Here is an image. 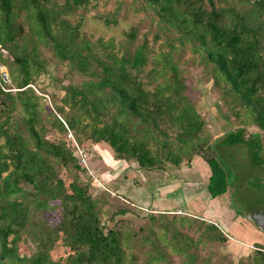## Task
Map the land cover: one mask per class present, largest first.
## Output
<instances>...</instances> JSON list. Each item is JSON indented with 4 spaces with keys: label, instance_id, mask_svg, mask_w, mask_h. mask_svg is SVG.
I'll return each mask as SVG.
<instances>
[{
    "label": "trees",
    "instance_id": "obj_1",
    "mask_svg": "<svg viewBox=\"0 0 264 264\" xmlns=\"http://www.w3.org/2000/svg\"><path fill=\"white\" fill-rule=\"evenodd\" d=\"M98 1L0 0V68L9 79L0 73V264H153L172 254L196 264L201 246L229 244L218 223L176 212H150L136 231L108 226L103 216L119 222L129 207L108 212L110 194L92 196L69 131L81 148L104 142L139 169L199 156L211 198L231 186L220 157L225 146L245 144L253 167L262 166L264 0H131L155 30L138 33L133 25L118 40L83 28ZM122 5L97 18L117 24ZM191 64L231 120L214 144L187 93ZM61 72L78 80L63 84ZM47 74L62 95L45 109L43 89L34 87ZM249 125L258 131L246 133ZM261 191L264 201L263 184ZM54 209L59 218L50 223ZM16 236L34 251L11 243ZM58 241L72 253L66 262L50 254ZM253 247L237 261L229 252L224 263L264 264L263 244Z\"/></svg>",
    "mask_w": 264,
    "mask_h": 264
},
{
    "label": "rangeland",
    "instance_id": "obj_2",
    "mask_svg": "<svg viewBox=\"0 0 264 264\" xmlns=\"http://www.w3.org/2000/svg\"><path fill=\"white\" fill-rule=\"evenodd\" d=\"M131 0H100L98 2H92L86 10L85 19L83 21V28L90 34L97 36H103L105 38H115L121 39L124 36V33L128 31L130 27L136 25L138 27V33H143L145 31H153L155 30L154 26L151 24L150 17L145 15L141 10H137L136 5L130 4ZM119 2H123L117 14L118 22L115 25H105L98 17V15H104L106 13H112L115 10V7ZM140 39V38H138ZM53 64L48 66V71L50 75H55ZM189 76H188V88L187 93L190 96L193 104L202 116L205 122V128L207 133L210 135V143L214 144V142L219 140L222 133L227 127L232 128L230 117L224 113L221 109V104L219 102L218 93L211 89V83L207 82L204 76L202 75L201 68L198 66H193L192 64L188 68ZM0 73L6 74V70L4 67L0 68ZM61 78L62 83L66 84L72 80H78V76L75 75H68V74H61L57 75ZM5 81L8 83L9 79L5 77ZM52 80H50L48 74L40 77L39 85L34 87L35 91H41L42 95L44 96V104L45 109L48 107H52L53 97L57 99L56 103H60L61 98V90L51 84ZM47 107V108H46ZM257 128L253 125H249L247 128L246 133L251 134L253 132H257ZM48 137H51V135ZM87 148L93 152V158H95L94 151L92 150L91 145L87 146ZM223 155H221L222 164L228 169V179L231 186L228 188V192L225 194L215 197L219 202V206L230 208L231 213H236L242 215H246L249 213H254L259 211L260 209L264 208V201L262 200V191L261 187L262 184L264 185V158L259 167H253V164L250 161V154L248 147L245 144L236 143L232 146H225L222 149ZM262 155L264 157V151H262ZM193 158V157H192ZM192 160V159H191ZM180 166L183 167H190V163H182ZM178 166V167H180ZM177 167V166H176ZM190 170V169H189ZM188 174V173H186ZM83 179L91 181V194L93 197L101 196L103 193H109L111 198L108 200L107 205L104 209L108 212L114 211L118 206H127L129 207V211L124 215H118L115 217V221L120 219L119 222H113L110 220H106L105 216L102 217V220L107 223L108 226H114L118 223H124L131 226V228L136 231L138 230L140 225L145 224L146 215L150 212H154L151 206H146L143 208L135 207L130 202H126L124 199L119 197L115 192H111L105 184L102 183L101 179L98 178L100 184H97L93 177H91L87 173H83ZM95 176H97L94 173ZM188 176V175H187ZM98 177V176H97ZM197 177L201 181H205L206 179H202V176L197 175ZM201 183V182H200ZM260 183V184H259ZM205 185V184H204ZM181 187H177L175 185L176 191L172 193V197L178 199L179 201L178 208L186 209L183 206V194L181 195L180 189ZM144 194L149 197V199L153 195L152 188H148L145 190ZM126 197L130 198L135 202L144 203L143 197H131L130 195H126ZM224 201V202H223ZM195 202V201H194ZM130 205H129V204ZM132 205V206H131ZM227 208V209H228ZM234 210V211H232ZM211 208L209 209V212ZM177 213L178 216H185L189 215L191 218H196L195 214H190L187 211L177 210L172 213ZM180 212V213H179ZM185 214V215H184ZM202 214V213H201ZM171 215V214H170ZM59 218V211L54 209L50 212V214L46 215V219L50 223H54ZM236 218V217H235ZM216 219V218H215ZM217 220V219H216ZM234 220V218H233ZM209 221V220H208ZM219 221L220 230L228 237L229 244L226 246L224 244H215L212 245L206 244V246H201L200 248V259L197 260L196 264H225L224 257L229 256V252L233 254L235 261L240 255H248L253 253L254 247L249 244L246 247L242 248V250L238 248H234L236 236L242 235V233L237 232V235H230L228 227L224 225L221 220ZM211 222V221H209ZM217 224V223H215ZM191 237H197L195 233H189ZM240 236V237H241ZM237 237L238 240H240ZM235 238V239H233ZM236 239V240H237ZM245 238H241V241ZM246 240V239H245ZM244 240V242H246ZM259 242V241H258ZM11 243L17 245L21 251L26 254H30L34 251V246L28 242L25 236H16L13 237ZM243 243V241H242ZM255 243V242H254ZM253 243V244H254ZM260 244H263L262 242ZM231 245L229 249L228 246ZM264 246V244H263ZM132 252H135L131 250ZM50 254L55 260H60L61 262H66L72 256L71 251H69L68 247L63 246L60 241L51 249ZM172 254V253H171ZM144 257V256H143ZM167 260H162L160 262H156L153 264H183L182 258L178 257L176 254H172L171 256H166ZM202 259V260H201Z\"/></svg>",
    "mask_w": 264,
    "mask_h": 264
},
{
    "label": "crops",
    "instance_id": "obj_3",
    "mask_svg": "<svg viewBox=\"0 0 264 264\" xmlns=\"http://www.w3.org/2000/svg\"><path fill=\"white\" fill-rule=\"evenodd\" d=\"M92 150L95 154V158L90 161L93 173L101 179L102 183L111 192H115L119 197L126 202H130L135 207L151 206L150 209L154 212L168 214L183 210L207 221L219 223L218 220H221L228 227L230 235H237V232H243V236L239 235L238 237L237 235L235 237L240 240L233 238L235 239L233 241L236 242L233 247L240 250L251 242L249 244L251 247L254 242H262L264 244L263 235L256 228H253L246 218H243L240 214L231 213L228 206H219L220 202L216 198L209 196L206 190L209 168L199 156L192 158L188 168L168 165L163 169L145 170L139 169L134 160L116 158L110 146L104 142L92 144ZM197 175L202 176V179H206V182L201 181V178L199 179ZM175 185L181 187L179 189L181 195L183 194L184 200L182 202L186 209L178 208V199L172 197V193L176 191ZM148 188L153 190V195L150 199L144 194ZM127 194L131 197L142 196L145 202H135L126 197ZM210 208L211 211L209 212ZM241 238H245L246 242L242 240V243ZM228 248L230 249L231 245Z\"/></svg>",
    "mask_w": 264,
    "mask_h": 264
},
{
    "label": "built area",
    "instance_id": "obj_4",
    "mask_svg": "<svg viewBox=\"0 0 264 264\" xmlns=\"http://www.w3.org/2000/svg\"><path fill=\"white\" fill-rule=\"evenodd\" d=\"M67 137L69 139H71L73 142V145L75 147V153H76L77 161L80 164V166L86 171L87 174H89L91 177H93L94 181L97 184L101 185V183L98 180V177L94 175V173L91 169V166H90V161L93 158V152H91L90 150H86V149L81 148L76 143V141L74 140V137L72 136L70 131L67 133Z\"/></svg>",
    "mask_w": 264,
    "mask_h": 264
},
{
    "label": "water",
    "instance_id": "obj_5",
    "mask_svg": "<svg viewBox=\"0 0 264 264\" xmlns=\"http://www.w3.org/2000/svg\"><path fill=\"white\" fill-rule=\"evenodd\" d=\"M3 79L5 80L6 74H1ZM251 218L256 223V230L261 234L264 235V208L260 209L257 212L251 213ZM214 223V222H213Z\"/></svg>",
    "mask_w": 264,
    "mask_h": 264
},
{
    "label": "flooded vegetation",
    "instance_id": "obj_6",
    "mask_svg": "<svg viewBox=\"0 0 264 264\" xmlns=\"http://www.w3.org/2000/svg\"><path fill=\"white\" fill-rule=\"evenodd\" d=\"M251 213L243 215V218H246L247 222L253 227V228H257L256 227V223L254 222V220L251 218ZM263 239H264V235H263Z\"/></svg>",
    "mask_w": 264,
    "mask_h": 264
}]
</instances>
